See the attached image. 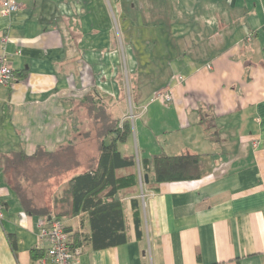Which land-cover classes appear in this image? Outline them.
<instances>
[{
	"label": "crops",
	"instance_id": "1",
	"mask_svg": "<svg viewBox=\"0 0 264 264\" xmlns=\"http://www.w3.org/2000/svg\"><path fill=\"white\" fill-rule=\"evenodd\" d=\"M16 2L3 15L0 0V54L17 75L0 88V264H36L51 212L26 210L4 161L75 147L72 168L46 181L54 194L96 168L77 122L91 97L129 122L119 150L135 157L138 184L122 199L129 241L95 251L85 240L78 264H264V0ZM169 91L167 106L155 100ZM185 154L202 156L201 179L147 187L146 160ZM64 221L73 240L91 235L87 214Z\"/></svg>",
	"mask_w": 264,
	"mask_h": 264
},
{
	"label": "trees",
	"instance_id": "2",
	"mask_svg": "<svg viewBox=\"0 0 264 264\" xmlns=\"http://www.w3.org/2000/svg\"><path fill=\"white\" fill-rule=\"evenodd\" d=\"M104 106L101 99L97 100L94 97L87 99L86 111L89 116L95 115L93 118L99 140L100 154L96 168L77 175L55 192L49 215L54 220L62 221L81 214L88 215L91 235L83 239L82 235L75 233L74 240L71 237L73 248H81L85 240L95 251L122 246L129 241L122 199L125 195L134 192L138 184V175L135 157H124L119 146L127 143L132 135V128L128 121L112 119ZM71 156V150L65 149L55 155H46L43 151L34 156L18 153L12 156L11 160H5L8 165L12 164L11 167L6 168L8 184L28 212L33 213L34 208L26 201V192L21 184L45 183L54 177L55 173L53 174L52 169L59 166V160L64 158L65 166H60L58 172V175L62 176L74 165V163L71 166L67 165L72 159ZM43 157L45 159L42 161ZM46 161L49 163L46 164ZM202 164V156L192 154L173 157L161 155L146 160L144 171L154 175V182H148L147 187L154 188L155 185L166 182L201 179L204 175ZM122 190L126 192L120 196ZM132 208L137 237L141 238L142 223L137 200L132 201ZM67 231L70 233L68 227ZM12 246L15 249L14 242ZM42 256V250L32 251L35 263Z\"/></svg>",
	"mask_w": 264,
	"mask_h": 264
},
{
	"label": "built area",
	"instance_id": "3",
	"mask_svg": "<svg viewBox=\"0 0 264 264\" xmlns=\"http://www.w3.org/2000/svg\"><path fill=\"white\" fill-rule=\"evenodd\" d=\"M19 10L16 0H2L1 12L3 15H11ZM252 36L248 37V41ZM5 37L3 43H7ZM5 53L0 54V88L11 87L17 81L15 70L8 62ZM180 82L184 81L179 77ZM155 100L167 106L172 100V92H163L156 95ZM4 218L0 201V220ZM38 234L40 248L44 246L43 256L36 264H78L82 255V248H73L71 234L67 231L66 223L62 220H48L42 218L38 221Z\"/></svg>",
	"mask_w": 264,
	"mask_h": 264
},
{
	"label": "rangeland",
	"instance_id": "4",
	"mask_svg": "<svg viewBox=\"0 0 264 264\" xmlns=\"http://www.w3.org/2000/svg\"><path fill=\"white\" fill-rule=\"evenodd\" d=\"M95 116V115H94ZM94 116H89V113H87V111H85L84 113H82V120L79 122V118L77 117V122L80 125L79 131H82V135L83 138L82 140L79 142V144H82V146L78 147L80 149L85 150V154L91 150V151H96L99 147V140L97 138L98 134H97V126H95V122H94ZM92 117V118H91ZM123 120H134V116L133 115H127L126 117L123 118ZM94 124V125H93ZM77 147V148H78ZM72 152V159L70 161H68V166H71L74 163V159H75V147L70 149ZM81 157L80 155H78V158ZM12 157L7 158L8 160H11ZM6 159V160H7ZM45 159V157H43L42 161ZM49 163V161H46ZM53 161L51 160V163ZM60 164L59 166H56L52 169L54 177L49 179L50 181H54L57 176H58V172H59V167L60 166H65V159L61 158L59 160ZM11 163L8 165L7 161H4V167H6L7 169L9 167H11ZM141 180V184L140 187L142 189V194L143 191H145V182L144 179L140 178ZM48 182L45 183H37V184H28V183H22L21 186L23 188V190L26 192L25 195V199L26 201L29 203V205L34 208L35 211H44L46 212V209H48L49 211L52 210V205H53V200H54V192H53V186H47ZM142 194L140 193L139 197H142ZM53 195V198L50 199V197ZM140 197V198H141Z\"/></svg>",
	"mask_w": 264,
	"mask_h": 264
},
{
	"label": "water",
	"instance_id": "5",
	"mask_svg": "<svg viewBox=\"0 0 264 264\" xmlns=\"http://www.w3.org/2000/svg\"><path fill=\"white\" fill-rule=\"evenodd\" d=\"M145 180L147 183L149 182L148 176L145 177Z\"/></svg>",
	"mask_w": 264,
	"mask_h": 264
},
{
	"label": "bare ground",
	"instance_id": "6",
	"mask_svg": "<svg viewBox=\"0 0 264 264\" xmlns=\"http://www.w3.org/2000/svg\"><path fill=\"white\" fill-rule=\"evenodd\" d=\"M142 197H144V195L142 194ZM48 220H51L52 218H47Z\"/></svg>",
	"mask_w": 264,
	"mask_h": 264
}]
</instances>
